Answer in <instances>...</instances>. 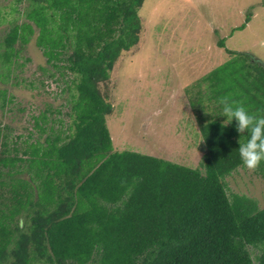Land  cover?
<instances>
[{
    "label": "trees",
    "instance_id": "16d2710c",
    "mask_svg": "<svg viewBox=\"0 0 264 264\" xmlns=\"http://www.w3.org/2000/svg\"><path fill=\"white\" fill-rule=\"evenodd\" d=\"M143 2L10 0L0 7V23L7 22L0 59H19L34 37L54 70L40 66L46 77L69 78L61 92H68L74 127L49 156L48 176L63 177L54 208L45 210L51 196L43 191V208L2 213L13 218L25 210L30 224L0 222V264H264V206L228 194L224 182L243 166L238 141L247 137L235 121L223 126L218 104L230 94L249 112L264 114V63L227 50L237 57L195 82L196 115L212 105L197 115L205 147L199 167L113 146L105 120L113 112L110 73L142 42ZM257 169L264 178V161Z\"/></svg>",
    "mask_w": 264,
    "mask_h": 264
},
{
    "label": "rangeland",
    "instance_id": "374dc122",
    "mask_svg": "<svg viewBox=\"0 0 264 264\" xmlns=\"http://www.w3.org/2000/svg\"><path fill=\"white\" fill-rule=\"evenodd\" d=\"M9 1L0 0V7L8 8ZM138 15L144 26L142 42L134 53H124L110 73L113 112L105 120L113 146L199 167L205 147L197 115L210 112L212 105L196 115L190 98L199 87H193L238 53L264 63V0H144ZM243 23L242 29H235ZM6 26V21L0 23V38ZM220 39L224 47L218 46ZM227 50L238 53L231 55ZM45 59L34 37L19 59H0V136L18 130L19 145L30 143L26 151L17 146V155L40 180L50 169L53 158L48 157L54 153L53 139H45L54 125L47 124L49 114L43 109L47 104L63 105V118L70 111L63 104L68 93L64 90L59 95L69 78H47L48 72L40 66L54 70ZM206 87L202 83L201 91ZM31 88H36V97L30 94ZM56 121L61 130L63 121L60 117ZM224 182L228 194H244L264 206V178L258 169L239 166ZM24 223L28 224L26 219Z\"/></svg>",
    "mask_w": 264,
    "mask_h": 264
},
{
    "label": "crops",
    "instance_id": "0c3cea01",
    "mask_svg": "<svg viewBox=\"0 0 264 264\" xmlns=\"http://www.w3.org/2000/svg\"><path fill=\"white\" fill-rule=\"evenodd\" d=\"M28 90H31L30 94L32 93L33 96H37V93L35 92L36 88H31ZM62 93L63 92L60 91L59 95H62ZM67 98L68 97L66 96L65 100H63V104L69 106L70 109L71 105L67 102ZM31 103L35 105L37 102ZM48 105L49 104H47V106L43 110L46 111L47 114H49V121H47V124H49L50 126H54L51 127L52 132H50V135H48L45 139H47L48 137L52 138L54 143L51 145V147L56 149L59 148V146L62 145L63 141L72 134L74 129L73 121L72 118H70V116L68 115L70 111L64 112V116L66 118L61 117L60 115L62 114L57 113L56 110H60V107L63 105H59L56 108ZM59 117L63 121V127L61 130L56 127L59 124L58 121H56ZM3 127L6 128L7 124H4ZM30 132L35 133L33 130H31ZM11 133V136L7 135L6 132L2 133L0 136V157L2 158L0 163V222L12 224L21 221L22 225L24 219H26L28 222L27 225H29L30 221L27 219V217H25V210L23 211L24 216L15 215L13 218L2 217V213L8 214L9 209L13 207L29 208L30 212H34L39 208H43V200L41 199V194L43 191H48V198L49 196H51L50 200L48 199L49 202L45 204V210H52L54 208L53 202L58 200V196L63 193L64 188L63 185H61L63 177L55 174L48 176V173L50 172L48 168L42 180H40L39 178L35 179L34 176L30 174L31 172L29 173L28 170H26L27 164L23 163L19 159L20 157L17 155V146H24L23 149L24 151H26V148H29L30 143L25 142L19 145V141L22 140L18 136L20 135L19 131L16 130L15 132ZM48 178L51 179L52 184L44 186V184L42 183L48 180Z\"/></svg>",
    "mask_w": 264,
    "mask_h": 264
},
{
    "label": "clouds",
    "instance_id": "9594fccd",
    "mask_svg": "<svg viewBox=\"0 0 264 264\" xmlns=\"http://www.w3.org/2000/svg\"><path fill=\"white\" fill-rule=\"evenodd\" d=\"M218 104L227 118L223 126L235 121L236 131L247 137L245 142L238 141L242 165L250 171L257 169L264 161V114L249 112L242 101H235L230 94L220 97Z\"/></svg>",
    "mask_w": 264,
    "mask_h": 264
}]
</instances>
